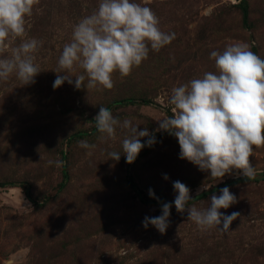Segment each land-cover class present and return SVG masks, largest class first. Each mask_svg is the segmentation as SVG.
<instances>
[{
	"label": "rangeland",
	"instance_id": "obj_1",
	"mask_svg": "<svg viewBox=\"0 0 264 264\" xmlns=\"http://www.w3.org/2000/svg\"><path fill=\"white\" fill-rule=\"evenodd\" d=\"M100 2L39 0L25 18V36L10 39L0 53L10 57L22 40L40 42L32 54L41 71L35 83L24 85L15 74L0 81V264H264V146L250 157L254 179L234 171L218 181L179 158L173 135L156 131L157 120L173 115L174 87L216 72L212 51L242 43L264 58V0H133L150 7L160 29L176 38L150 50L129 75L114 72L111 89H76L75 76L86 75L78 64L64 73L73 83L54 89L74 26ZM100 106L138 131L147 128L157 143L128 164L122 140L130 132L118 127L115 140L101 139L93 120ZM81 141L96 147L84 149ZM113 151L121 153L119 161L110 159ZM177 180L200 209L228 187L237 202L221 211L239 213L229 230L201 231L174 204L164 234L145 229L146 216L161 215L163 203L174 201ZM202 185L208 190L198 194Z\"/></svg>",
	"mask_w": 264,
	"mask_h": 264
},
{
	"label": "clouds",
	"instance_id": "obj_2",
	"mask_svg": "<svg viewBox=\"0 0 264 264\" xmlns=\"http://www.w3.org/2000/svg\"><path fill=\"white\" fill-rule=\"evenodd\" d=\"M39 0H0V53L8 49L9 40L25 36V18L31 16ZM175 33H166L159 27V18L148 6L133 0H101L98 10L82 18L73 28L71 42L66 43L58 60L59 72L53 88L65 81L73 83L71 73L79 65L86 75L75 76L76 89H95L102 86L111 89L112 74L121 76L131 73L146 60L149 51H159L175 39ZM40 42L35 38L22 40L11 50L10 57L0 58V81H7L13 74L24 85L35 83L41 72L34 63ZM216 72H205L202 78L174 87L169 102L173 115L157 120L156 131L168 132L177 140L179 158L210 172V177L222 180L236 171L246 180L255 178L256 172L250 157L254 147L264 146V58L250 50L249 45L234 43L222 52L212 51ZM63 75H60V74ZM87 78V84L85 79ZM101 139L115 140L117 128L126 129L130 135L122 140V154L128 164L133 163L141 150L157 143L155 134L147 128L138 131V125L125 119L122 123L111 110L100 106L94 117ZM148 137L146 143L141 138ZM80 147L93 149L95 144L81 141ZM110 159L119 161L120 152L108 153ZM56 167L63 160L48 161ZM164 179L169 177L165 174ZM177 193L171 203H163L161 215L145 217L143 227H155L164 234L170 226L171 208L178 213H188L201 231L217 228L227 232L239 216L233 212L225 215L237 202V197L228 187L213 193L209 206L204 209L190 205L193 200L190 189L179 180L173 182ZM208 189L202 185L200 191ZM149 196L155 197L152 189ZM158 199V198H157Z\"/></svg>",
	"mask_w": 264,
	"mask_h": 264
},
{
	"label": "trees",
	"instance_id": "obj_3",
	"mask_svg": "<svg viewBox=\"0 0 264 264\" xmlns=\"http://www.w3.org/2000/svg\"><path fill=\"white\" fill-rule=\"evenodd\" d=\"M246 10L245 9H243V19H245L246 18ZM204 196V194H201L200 196H198V198L197 199H199V198H201V197H203Z\"/></svg>",
	"mask_w": 264,
	"mask_h": 264
}]
</instances>
